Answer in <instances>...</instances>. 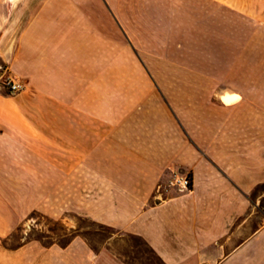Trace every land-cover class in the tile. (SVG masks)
Here are the masks:
<instances>
[{
    "label": "crops",
    "instance_id": "crops-1",
    "mask_svg": "<svg viewBox=\"0 0 264 264\" xmlns=\"http://www.w3.org/2000/svg\"><path fill=\"white\" fill-rule=\"evenodd\" d=\"M0 75V264H264V0H0Z\"/></svg>",
    "mask_w": 264,
    "mask_h": 264
},
{
    "label": "rangeland",
    "instance_id": "rangeland-1",
    "mask_svg": "<svg viewBox=\"0 0 264 264\" xmlns=\"http://www.w3.org/2000/svg\"><path fill=\"white\" fill-rule=\"evenodd\" d=\"M231 37H232L231 41L237 44L238 34L231 33ZM252 39H253L252 33L247 35V40H252ZM236 72H237V68H235V73ZM5 78L6 75L0 78V83H2V81ZM77 226L83 228L84 229L83 233H87L88 235L91 236V238L92 235L99 234V236L96 237V240L92 239L93 241H91V243H95L96 246L104 244L106 239L110 237L111 233L113 232L111 229L108 228L104 229L99 226H90L84 223H79ZM72 231H73L72 228H67L66 226H63L60 223H51L47 221L45 218L37 215V216H33V218L27 219L23 225L19 226L15 235L11 240L7 242V244L10 247H14L18 245L20 243V237L23 235V233H27V236L23 235L24 237L27 238L48 236L50 237V239H44V241L51 242L53 239H58V241H65L73 236Z\"/></svg>",
    "mask_w": 264,
    "mask_h": 264
},
{
    "label": "built area",
    "instance_id": "built-area-1",
    "mask_svg": "<svg viewBox=\"0 0 264 264\" xmlns=\"http://www.w3.org/2000/svg\"><path fill=\"white\" fill-rule=\"evenodd\" d=\"M2 85L10 92L15 93L23 89V84L19 81L6 77L2 81ZM169 186L177 188L179 191H188L191 189L192 183L189 176H177L175 175L170 181Z\"/></svg>",
    "mask_w": 264,
    "mask_h": 264
},
{
    "label": "bare ground",
    "instance_id": "bare-ground-1",
    "mask_svg": "<svg viewBox=\"0 0 264 264\" xmlns=\"http://www.w3.org/2000/svg\"><path fill=\"white\" fill-rule=\"evenodd\" d=\"M225 101H226V102H231V99H229V98H225Z\"/></svg>",
    "mask_w": 264,
    "mask_h": 264
},
{
    "label": "trees",
    "instance_id": "trees-1",
    "mask_svg": "<svg viewBox=\"0 0 264 264\" xmlns=\"http://www.w3.org/2000/svg\"><path fill=\"white\" fill-rule=\"evenodd\" d=\"M62 245H65V244H62Z\"/></svg>",
    "mask_w": 264,
    "mask_h": 264
}]
</instances>
